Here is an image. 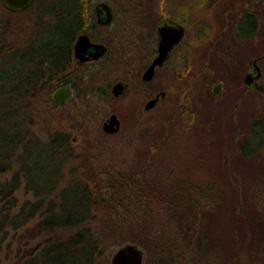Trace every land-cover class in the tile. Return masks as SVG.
<instances>
[{
	"label": "trees",
	"instance_id": "obj_1",
	"mask_svg": "<svg viewBox=\"0 0 264 264\" xmlns=\"http://www.w3.org/2000/svg\"><path fill=\"white\" fill-rule=\"evenodd\" d=\"M131 3L142 8L140 13L136 11L142 22L150 8L161 10V0H130ZM90 6L91 0H33L24 9L32 15V24L19 41H6L0 22V264H99L104 230L114 225L123 230L128 242L145 246L148 259L153 260L150 264H181L188 254L189 264H198L217 245L223 249L224 258L228 255L224 264H243L239 257L243 246L251 250L253 264H264V212L256 211V203L249 205L247 187L235 174V167L226 162L228 174L221 177L230 186L229 180L237 181L229 191L230 203L225 205L216 204L226 197L218 180H209L212 185L203 186L194 181L188 170L190 174L170 172L166 160V173L162 167L159 173L151 174L148 170H128L123 175L126 190L121 188L123 197L119 200L105 196L97 180L93 179L95 182L90 185L79 173L81 177L63 185L64 167L70 159L81 157L82 162L71 167L76 170L80 166L89 175L94 165L88 156L77 154L69 132L53 128L44 136L38 134L43 113L39 108L44 102L63 105L52 99L53 91L63 84H71L76 91L75 80L82 78L85 67L74 62L71 46L87 23ZM180 8L175 11L177 20L182 14ZM257 20L253 11L239 13L236 36L252 38ZM76 71L80 76L75 75ZM209 83L219 92L221 80ZM91 84H87L88 92L95 91ZM256 88L264 96V83ZM102 94L113 98L108 89ZM192 116L186 123L193 120ZM185 118L181 117L182 123ZM225 120L226 117L217 139L211 140L210 145L220 142L228 152L230 135L224 137ZM262 123L257 119L251 124L238 143V158L250 167V173L253 168L257 179H264V171L255 158ZM164 128L155 129L150 137L160 146L166 144V149L170 145L165 142L168 136ZM148 133L146 130L143 135ZM22 188L24 199L19 196ZM126 198L134 207L132 218L122 223L112 220L113 224L104 221V230H100L97 214L101 209H113ZM201 198H210L211 202L215 198L212 203L216 206L204 210L199 204ZM224 217L221 236L215 235L214 227Z\"/></svg>",
	"mask_w": 264,
	"mask_h": 264
},
{
	"label": "rangeland",
	"instance_id": "obj_2",
	"mask_svg": "<svg viewBox=\"0 0 264 264\" xmlns=\"http://www.w3.org/2000/svg\"><path fill=\"white\" fill-rule=\"evenodd\" d=\"M100 1L109 3L117 12L114 28L119 37L116 47L122 57L117 60L109 57L107 60L87 65L82 78L75 80L77 89L72 99L59 106L44 102L39 108L43 113L38 134L44 136L53 128L69 132L77 154L88 156L94 165L89 175L84 169L82 172L80 166L76 170L71 167L77 166L81 157L70 159L64 167L63 185L66 186L80 174L90 185L97 180V184H100L99 190L105 196L119 200V197H123L121 188L126 190V187H123V175L128 170H148L151 174L159 173L162 167L166 173L169 165L170 172L176 174L188 170L195 178L194 181L202 183L203 186L212 185L209 180H218L226 199H220L216 204L225 205L227 201V204L230 203L229 191L233 182L237 181L235 178L229 180L230 186L224 182L223 176L221 177L224 173L228 174L226 162L235 167V174L240 175L243 186L247 187L249 205L256 203V211L264 212V179H257L252 173L253 168L250 173V167L244 166L243 159L238 158V143L241 137L248 132L251 124L260 119L263 122L259 128L261 141L255 158L264 171V96L254 85L264 83V0H203L202 3L201 0H161V15L175 20L176 8L182 7V15L185 17L188 13L189 17L185 22L190 23V29L180 46L183 49L182 62L170 60L164 68L157 71L151 82V89L147 92L154 95V92L164 89L166 96L150 111H145L143 102L148 95L144 99L141 95L133 100L132 96L127 94L116 100L102 94L115 79H134L138 68L135 66V59H129L130 47L127 42L135 37H130V33L141 35L146 28L139 23L142 22L141 14L136 15V11L140 13L142 8L129 4L130 0H91V6ZM243 10L253 11L258 16L256 32L248 40L236 36L235 20ZM32 19V15L24 9H9L0 0V22L4 26L2 29L6 41H19L23 36L22 32L31 26ZM191 22L195 23L194 26ZM200 26L203 29H200ZM207 31L208 34L205 35ZM196 33L198 39L192 45ZM255 59L261 76L248 85L245 78L249 73L255 75ZM75 75L80 76L79 71H76ZM213 80H221L220 93L209 85ZM90 83L95 86L93 92H88L87 84ZM112 112L117 113L121 119V128L117 133L109 135L102 130V123ZM182 114L186 116L185 123L181 121ZM189 116H192L193 120L186 123ZM225 117L224 137L230 135L228 152L220 142L216 141L212 147L210 145L211 140L217 139V131ZM163 126L168 136L163 140L170 145L166 149V144L160 146L150 137L155 129L159 130ZM146 130L149 133L143 135ZM165 160L168 165L163 164ZM188 166L189 169L186 168ZM23 189L19 194L21 199L26 197ZM132 201L134 203L136 200ZM213 201L216 202L215 198ZM212 202L210 198L199 199V204L204 210L214 208L216 204ZM113 207L111 209L104 206L97 214V226L100 230H104L101 227L104 221L108 224H111L112 220L122 223L132 218L134 207L127 198L122 204ZM223 220L225 217L214 227L217 231L215 235L221 236L220 223ZM118 229L115 225L112 229L105 228L106 235L99 264H109L111 254L128 242L123 230ZM142 248L147 253L146 264H150L153 260L148 259L149 251L145 246ZM230 250L228 249L229 252ZM250 251L249 247H240L239 257L243 264H253ZM222 252L221 246L217 245L210 256L198 264H224L228 255L224 258ZM189 260L190 254L181 264H189Z\"/></svg>",
	"mask_w": 264,
	"mask_h": 264
},
{
	"label": "flooded vegetation",
	"instance_id": "obj_3",
	"mask_svg": "<svg viewBox=\"0 0 264 264\" xmlns=\"http://www.w3.org/2000/svg\"><path fill=\"white\" fill-rule=\"evenodd\" d=\"M100 2H104V1H100ZM100 2L96 3L94 6L89 7L90 12L85 18L87 23L82 28V31L76 35L73 41V44L71 46L74 62L80 63L84 67H86L87 65L90 66L92 64H95L98 61L107 60L109 57L112 58L113 60H117L119 57H122V55L120 54L121 52L119 51V48L116 47V44H117L116 42L119 37L118 31H115L116 29L114 28V25L116 24L115 21L117 17V12L109 3L105 2L111 8V13L110 15L107 16L108 10L103 7L98 6ZM189 10H190V7L188 8V11ZM159 13L160 12L158 11L157 7H155V9L150 8L144 15L145 17L144 22H139L145 26L146 30L143 31L141 35L130 33V37H132L131 35H134L135 37L133 39H130V42H127V45L130 47V52H128L129 59L132 60L134 58L135 66L138 68V71H136V74L134 75V79L130 81L123 80V79H115L113 83L109 85V88H108L111 96L116 100L122 99L127 94H130L133 100L136 98L138 99L139 97H141V95H143L142 99H144L146 95H148V97L143 100L145 111L152 110L158 105V103L161 100L165 98L166 90L164 89H159V91L153 93L154 95H152L150 92H147V91L151 89L150 87L151 82L154 79L159 69L164 68L170 60L171 61L175 60L176 62H182V59H183L182 50L183 49L180 48V46L182 45L184 39L187 37V34L189 33V29H190V26H189L190 23L188 21H187V24L183 22L184 16L182 14L179 13L180 18L178 17V20L177 19L170 20L167 17L161 15V13L160 14ZM107 17L110 18V20H107ZM188 17L189 16L187 13L185 16V19H187ZM191 23L194 26L195 23L194 22H191ZM164 25H168V26H179L180 25L184 28V35L182 39L179 41V43L175 44L169 50L164 62L161 65L155 66L154 75L152 79L144 80L143 74L145 70L152 64L153 60L159 54V40H160L159 28ZM80 34H86L92 43L103 44L106 47V51L104 52V54L99 56L96 59L91 58L84 62L77 60L74 56V44H75L77 37ZM240 38L243 39L242 37ZM197 39L198 37L196 33L195 38H193L192 45L194 41L197 42ZM83 71H86V69L84 68ZM117 82H123L125 85V88L122 94L115 96L112 93V87ZM63 85H66L71 88L72 90L71 97H72L73 94L75 93L74 88L71 86V84H63ZM161 92L165 93L164 97L160 98L153 108L146 109L145 104L147 103V101L155 97L156 95L160 94ZM71 97L68 100H70ZM120 122H121V119H120ZM120 128H121V125H120Z\"/></svg>",
	"mask_w": 264,
	"mask_h": 264
},
{
	"label": "water",
	"instance_id": "obj_4",
	"mask_svg": "<svg viewBox=\"0 0 264 264\" xmlns=\"http://www.w3.org/2000/svg\"><path fill=\"white\" fill-rule=\"evenodd\" d=\"M4 4L12 10H22L27 8L33 0H2ZM99 7H103L108 10V15L111 13L110 6L105 2H100ZM107 20L110 18L107 17ZM159 54L153 60L152 64L145 70L143 74L144 80L152 79L154 75V69L156 65H161L169 50L178 44L184 35V28L182 26H168L164 25L159 28ZM106 51V47L103 44L92 43L86 34H80L74 44V56L79 61H87L91 58H98L103 55ZM257 59H255V75L249 73L245 78V83L251 85L255 79L261 76L259 67L256 65ZM258 87L257 83H254ZM125 85L123 82H117L112 87V93L115 96L122 94L124 92ZM72 95V90L70 87L63 85L55 89L52 93V99L56 103H63L67 101ZM164 92L151 98L145 104L146 109L153 108L160 98H163ZM120 119L116 113H111L102 123V130L106 134H115L120 129ZM146 253L145 250L139 246L137 243L127 242L119 246L112 254L109 260V264H144Z\"/></svg>",
	"mask_w": 264,
	"mask_h": 264
}]
</instances>
